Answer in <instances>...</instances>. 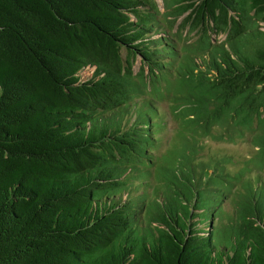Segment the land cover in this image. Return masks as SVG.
<instances>
[{
    "label": "trees",
    "instance_id": "trees-1",
    "mask_svg": "<svg viewBox=\"0 0 264 264\" xmlns=\"http://www.w3.org/2000/svg\"><path fill=\"white\" fill-rule=\"evenodd\" d=\"M162 3L0 0V264H264V0Z\"/></svg>",
    "mask_w": 264,
    "mask_h": 264
},
{
    "label": "rangeland",
    "instance_id": "rangeland-1",
    "mask_svg": "<svg viewBox=\"0 0 264 264\" xmlns=\"http://www.w3.org/2000/svg\"><path fill=\"white\" fill-rule=\"evenodd\" d=\"M162 11L163 3L162 0H157ZM216 39V36H214ZM219 42L225 40V36L221 35L217 38ZM140 63H138L136 70L138 71ZM179 125L173 119L170 118L167 124V133H164L162 138L163 141L160 144L159 153L163 155L166 153L165 151L169 148V145H173L176 133H178ZM205 149L203 150V159H209L212 157H217L221 154H227L229 157L233 158L232 164L227 165L228 169L232 172L238 171L244 163L248 161L252 156L255 155L256 149L251 145L249 140H237L234 143L229 142H219L209 139V141L205 142Z\"/></svg>",
    "mask_w": 264,
    "mask_h": 264
}]
</instances>
